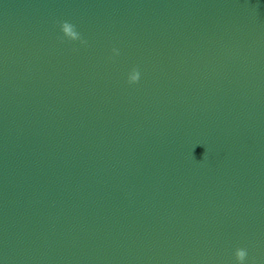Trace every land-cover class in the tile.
<instances>
[{"label": "water", "instance_id": "obj_1", "mask_svg": "<svg viewBox=\"0 0 264 264\" xmlns=\"http://www.w3.org/2000/svg\"><path fill=\"white\" fill-rule=\"evenodd\" d=\"M0 264H264V0H0Z\"/></svg>", "mask_w": 264, "mask_h": 264}, {"label": "clouds", "instance_id": "obj_2", "mask_svg": "<svg viewBox=\"0 0 264 264\" xmlns=\"http://www.w3.org/2000/svg\"><path fill=\"white\" fill-rule=\"evenodd\" d=\"M239 255H240V256H243V252H240Z\"/></svg>", "mask_w": 264, "mask_h": 264}]
</instances>
